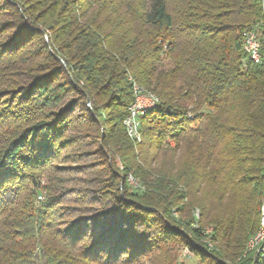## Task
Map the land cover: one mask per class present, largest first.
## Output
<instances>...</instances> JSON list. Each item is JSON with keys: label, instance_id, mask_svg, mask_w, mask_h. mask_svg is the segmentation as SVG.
I'll use <instances>...</instances> for the list:
<instances>
[{"label": "trees", "instance_id": "obj_1", "mask_svg": "<svg viewBox=\"0 0 264 264\" xmlns=\"http://www.w3.org/2000/svg\"><path fill=\"white\" fill-rule=\"evenodd\" d=\"M134 84L156 98L136 143ZM83 133L99 164L64 152ZM263 163L258 0H0V264H173L176 239L254 264Z\"/></svg>", "mask_w": 264, "mask_h": 264}, {"label": "bare ground", "instance_id": "obj_2", "mask_svg": "<svg viewBox=\"0 0 264 264\" xmlns=\"http://www.w3.org/2000/svg\"><path fill=\"white\" fill-rule=\"evenodd\" d=\"M258 1H259L260 5H261L262 9L264 10V0H258ZM252 29H253V27L242 29L240 34H239L240 35V40H241L242 52L246 56L247 59H249V55H250L249 30H252ZM251 63L258 64V62H251ZM132 91H133V99H132V101H139L141 93H142V96H144L146 100H151L152 101V104H150L148 106L138 107V109L135 111V118H134V120L131 123V139L129 138V136H127V137L131 141L136 143V142L140 141L139 116L143 115L145 112H147V111H149V110H151V109H153L155 107L156 98L152 94L143 91L142 89H140L135 84L132 87ZM127 121H130V112L128 111V109H127V115L125 116V118L123 120V127H124V124H126ZM126 135H127V133H126ZM262 174H263V187H262V190H261V198H260L259 210H258V228H257L256 232L247 241L245 252H244V255L246 253H251V252H255L256 253V257H255L256 259L254 261V264H264V248L259 249V235L262 234V232H263L262 216H263V211H264V163H263V166H262ZM127 179H129V178H127ZM133 181L135 182L134 185L138 187V183L135 180H133ZM204 233L206 235L210 234V230H204ZM203 242L210 246V243H209V241L207 239V236L204 238Z\"/></svg>", "mask_w": 264, "mask_h": 264}, {"label": "rangeland", "instance_id": "obj_3", "mask_svg": "<svg viewBox=\"0 0 264 264\" xmlns=\"http://www.w3.org/2000/svg\"><path fill=\"white\" fill-rule=\"evenodd\" d=\"M132 98H133V94H132ZM87 107L89 106V103L86 102L85 104ZM82 111H79L78 113H81ZM77 113V114H78ZM83 136L81 137V140L84 142L88 143V146L86 147H72V148H68L66 149L64 152H67L68 154H76L72 156H75L76 158H78V163L77 165L79 166H89V165H95V164H99L100 162L97 161L99 156L93 154L92 152H87V151H91L95 148L94 146V137L88 135H85L84 137V133L82 134ZM85 152L91 154L90 156H87L85 154ZM72 166V165H70ZM80 176V175H79ZM84 175H82L81 177H83ZM40 179L38 180L39 183V187H40V195L37 198L36 201H42L44 198V189L42 188L43 186H45V178L44 175H41L39 177ZM127 181L132 182L134 179H132L130 176H128ZM131 178V179H130ZM132 180V181H131ZM133 184L135 183L134 181L132 182ZM74 188H78V186H75ZM132 188L136 189L138 188L137 186H133ZM40 198V199H39ZM194 214H192L194 216L195 219H198L199 217V212L197 209L193 210ZM198 214V215H197ZM211 227H205L203 230H210ZM180 241L178 239H176V241L174 243H169L168 248H173V254L175 256L174 262L173 264H207L206 262H202L200 257L197 256L193 251H191L190 249H188L187 247L183 246L182 243H179ZM204 243V242H203ZM211 244L206 245L208 248H211Z\"/></svg>", "mask_w": 264, "mask_h": 264}, {"label": "built area", "instance_id": "obj_4", "mask_svg": "<svg viewBox=\"0 0 264 264\" xmlns=\"http://www.w3.org/2000/svg\"><path fill=\"white\" fill-rule=\"evenodd\" d=\"M249 37H250V55H249V59L244 63L243 69H246L249 65H251V62H258V64H260L261 62V39H263V37L257 36V32H255V24H254V28L252 30H249ZM150 104H152V101L146 100L141 93L139 101H131V103L127 107L128 111L130 112V121H127L126 124H124V131L125 133H127V136H129L130 139H131V123L135 118V111L138 109V107L148 106ZM128 183L131 185V187L135 186L130 181H128ZM262 220H263V232L262 234L259 235V249L264 248V211H263Z\"/></svg>", "mask_w": 264, "mask_h": 264}]
</instances>
